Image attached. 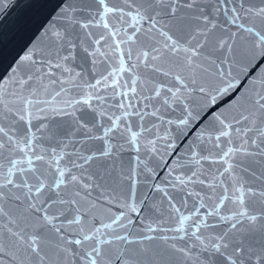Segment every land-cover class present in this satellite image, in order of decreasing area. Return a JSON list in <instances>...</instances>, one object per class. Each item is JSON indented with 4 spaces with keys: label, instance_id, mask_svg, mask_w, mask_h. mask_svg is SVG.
Instances as JSON below:
<instances>
[{
    "label": "snow or ice",
    "instance_id": "snow-or-ice-1",
    "mask_svg": "<svg viewBox=\"0 0 264 264\" xmlns=\"http://www.w3.org/2000/svg\"><path fill=\"white\" fill-rule=\"evenodd\" d=\"M57 8L0 78V264H264V0Z\"/></svg>",
    "mask_w": 264,
    "mask_h": 264
},
{
    "label": "water",
    "instance_id": "water-1",
    "mask_svg": "<svg viewBox=\"0 0 264 264\" xmlns=\"http://www.w3.org/2000/svg\"><path fill=\"white\" fill-rule=\"evenodd\" d=\"M58 3L59 0H9L8 11L0 22V78L3 76L2 72L11 65L15 67L14 61L33 45H47L43 34L53 24L58 23ZM261 63H264V60ZM214 110L211 109L210 112Z\"/></svg>",
    "mask_w": 264,
    "mask_h": 264
}]
</instances>
